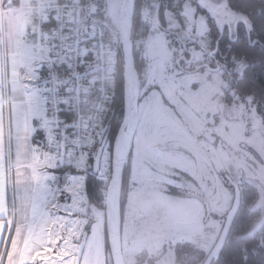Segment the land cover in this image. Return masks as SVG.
<instances>
[{
    "label": "rangeland",
    "instance_id": "374dc122",
    "mask_svg": "<svg viewBox=\"0 0 264 264\" xmlns=\"http://www.w3.org/2000/svg\"><path fill=\"white\" fill-rule=\"evenodd\" d=\"M197 2L221 28L243 19L225 2ZM121 3L107 0L110 25L104 23V28L110 27L113 41L118 40ZM156 7V0L143 7L142 21L149 34L136 42L144 65L122 229L126 264H137L142 252L155 256L157 264H176L174 247L179 242L192 243L206 253L212 250L220 235L222 216L233 200L218 170H225L236 183L256 184L262 193L264 214V127L260 118L244 102L224 101V81L218 71L202 69L187 74L180 68L178 62L185 56L181 39L159 28ZM181 10L182 22L167 13L166 29L179 33L186 43L199 44L200 49L191 44L189 51L193 64L204 62L208 58L202 41L208 31L206 21L188 2ZM31 31L23 32L14 51L22 58L24 79L45 99L49 79L40 83L41 66L36 65L35 71L31 66L38 56L29 41ZM80 146L78 153L62 164L65 168L51 170L56 167L51 165L35 173L32 203L24 220L17 222L22 228L18 236L20 264H76L79 254V264H111L105 210L90 205L85 195L86 173L81 171L87 166L89 143ZM109 148L106 140L100 170L105 181L111 177ZM53 188L57 191L54 198L61 196L63 203L58 207L48 204L47 210L46 192ZM53 209L62 212L54 224L49 218Z\"/></svg>",
    "mask_w": 264,
    "mask_h": 264
},
{
    "label": "trees",
    "instance_id": "16d2710c",
    "mask_svg": "<svg viewBox=\"0 0 264 264\" xmlns=\"http://www.w3.org/2000/svg\"><path fill=\"white\" fill-rule=\"evenodd\" d=\"M159 1L160 0H156L157 4ZM186 2L196 9L198 15L204 17L208 27V31L202 39L204 42L205 54L208 58L204 62L194 63L191 68L196 69L197 66L206 63L213 68L219 66L220 70L218 71V75H220L224 81V101L227 104H232L234 102H244L248 104L260 118L264 127V0H216L219 4L225 2L229 10L243 17V19L240 18L243 22L238 23L236 31L234 30L235 22L230 24L232 27L231 37L229 36L228 28H225L221 39V26L219 27L215 18L202 7L197 0H162L160 21L164 28H168L166 19L168 12L172 17L181 22L183 21L181 9ZM150 4L151 0H136L133 19L131 39L134 45L135 66L139 78L142 76L144 59L141 50L137 49L136 42L138 39L146 37L149 34V27L142 21L141 12L143 7L150 6ZM100 16L104 23H109L107 18V0H104L102 4ZM108 25H110V23ZM182 29L183 27L178 30L181 31ZM105 33L107 42H112L113 34L110 27L109 29L105 28ZM177 35L181 39L179 40L182 44L184 54L187 55V57L191 56V52L188 53L191 44H194L197 49L201 48L199 44L186 43L179 33ZM119 38L118 34V39ZM255 41L256 44L253 46L252 43ZM217 42H219L218 51L211 57L210 54L214 52ZM180 64L182 63L180 62ZM123 66L122 46L119 40L117 45L115 83L104 116L100 125L94 130L88 131L86 138L82 140L81 144H77L73 147L75 154L83 147L80 145L87 142L89 143V146H87L89 151L86 163L87 166L85 170L81 171L83 175L86 173L84 182L85 195L90 205L102 210H105L106 193L110 178L108 181H105L100 175L103 153L98 166L95 165V162L99 150L106 140L110 142V163L112 160L113 141L120 128L124 114ZM204 69L206 68H203V70ZM40 75L41 79H48L47 63L41 65ZM92 96H94V93H92L90 100H92ZM65 116L68 120L71 119V114L68 112H65ZM100 139L102 140L101 142H99ZM132 151L133 146L130 149L123 175L121 198L123 221L126 196L129 190L131 176ZM65 167L66 164L62 166V168ZM218 173L222 176L226 186L233 194L232 205L227 213L222 216L223 222L220 234L236 200L240 208L231 227L227 241L210 264H264V224L260 230L254 231L264 218L260 205L262 193L259 187L249 181L236 183L225 170H218ZM180 195L184 196L183 193H180ZM204 205L206 206V204ZM206 211L209 216V211L207 209ZM106 239L107 248L111 254L107 233ZM174 249L176 264H204L210 253H206L204 250L189 242H179L175 245ZM157 260L155 256L151 257L148 253L142 252L137 257V264H157ZM111 264H113L112 254Z\"/></svg>",
    "mask_w": 264,
    "mask_h": 264
},
{
    "label": "built area",
    "instance_id": "2783aa9c",
    "mask_svg": "<svg viewBox=\"0 0 264 264\" xmlns=\"http://www.w3.org/2000/svg\"><path fill=\"white\" fill-rule=\"evenodd\" d=\"M104 0H28L30 44L49 48L50 86L44 99L54 134V160L68 162L73 147L100 125L115 83L118 40L107 42L100 12ZM11 3H1L2 16ZM92 96V100L90 97ZM71 114V119L65 116Z\"/></svg>",
    "mask_w": 264,
    "mask_h": 264
},
{
    "label": "crops",
    "instance_id": "0c3cea01",
    "mask_svg": "<svg viewBox=\"0 0 264 264\" xmlns=\"http://www.w3.org/2000/svg\"><path fill=\"white\" fill-rule=\"evenodd\" d=\"M3 1L13 4L14 10L0 15V264H20L18 236L22 228L17 222L24 220V212L32 203L37 182L34 175L43 167L54 165L51 170H59L63 165L54 160L53 132L42 127L48 118L44 98L31 81L28 86L22 58L14 51L23 32H33L28 0H0V4ZM11 14L14 16L8 18ZM36 49L38 56L31 62L34 71L36 65L48 63L50 56L46 48ZM39 80H46L41 79L40 72ZM56 192L54 188L46 192L47 210L48 204L58 207L63 203L61 196L54 198ZM59 213L58 209L50 211L53 224Z\"/></svg>",
    "mask_w": 264,
    "mask_h": 264
},
{
    "label": "water",
    "instance_id": "95a60500",
    "mask_svg": "<svg viewBox=\"0 0 264 264\" xmlns=\"http://www.w3.org/2000/svg\"><path fill=\"white\" fill-rule=\"evenodd\" d=\"M136 0H122L121 11L119 18V40L122 46L123 54V95H124V114L120 128L115 136L112 146V163H111V177L106 193L105 201V218H106V233L108 243L111 249L113 258V264H126L123 254V217H122V190H123V175L125 166L128 160L129 152L134 143L135 134L138 127V112L140 104V79L135 66L134 59V45L131 39L133 29V19L135 13ZM162 6V0L157 4L155 11V22L160 29L164 30V26L160 21V11ZM239 22H243L242 19H238L234 28L237 30ZM230 28V24L227 23ZM225 25L221 28L220 39L223 35ZM231 37V32H230ZM256 41L252 43L254 46ZM219 48V42L216 43V48L211 56L217 53ZM194 59L191 53V58L188 63H191ZM180 66V62H178ZM203 68L219 71L220 67L212 69L209 65H201L195 69L199 71ZM103 153V146L100 148L96 158L95 165L98 166ZM240 205L236 200L227 216L225 226L215 243L214 247L207 256L204 264H210L213 259L218 255L222 247L224 246L229 236L231 227L235 220V217L239 211ZM264 224V218L258 224L254 231H258ZM79 258L76 264H79Z\"/></svg>",
    "mask_w": 264,
    "mask_h": 264
},
{
    "label": "flooded vegetation",
    "instance_id": "af4514ba",
    "mask_svg": "<svg viewBox=\"0 0 264 264\" xmlns=\"http://www.w3.org/2000/svg\"><path fill=\"white\" fill-rule=\"evenodd\" d=\"M237 21V20H236ZM235 21V22H236ZM229 24V23H228ZM235 24V23H234ZM238 26V25H237ZM225 28H228V30H229V36H230V32H231V30H232V27H231V25H230V28L227 26V24H225V27H224V29ZM234 30H235V28H234ZM163 31H165V32H167V33H170V34H172V35H174V36H178L177 34L178 33H175V32H173V31H171V30H167V29H164ZM188 53H190V51L188 50ZM191 54V53H190ZM211 57H213V56H211ZM190 58H191V56L190 57H187V55H185L183 58H181V60H180V62L182 63V64H180V68L185 72V73H191V72H193L195 69H192L191 67H192V65H193V62H194V60L191 62V63H188L189 62V60H190ZM205 65V64H204Z\"/></svg>",
    "mask_w": 264,
    "mask_h": 264
}]
</instances>
